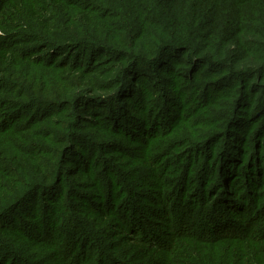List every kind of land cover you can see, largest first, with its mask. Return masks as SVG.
<instances>
[{"label":"rangeland","instance_id":"1","mask_svg":"<svg viewBox=\"0 0 264 264\" xmlns=\"http://www.w3.org/2000/svg\"><path fill=\"white\" fill-rule=\"evenodd\" d=\"M12 3L0 0V45L24 61L0 76L1 98L22 104L0 109V183L19 189L0 198V226L31 241L0 234L1 264H137L109 245L129 225L146 238L169 225L190 237L174 264H228L252 252V237L264 252V79L252 72L264 73V0H69L89 22L68 24L74 9L56 8L45 35ZM107 215L114 226H98ZM164 235L150 240L166 246Z\"/></svg>","mask_w":264,"mask_h":264},{"label":"trees","instance_id":"2","mask_svg":"<svg viewBox=\"0 0 264 264\" xmlns=\"http://www.w3.org/2000/svg\"><path fill=\"white\" fill-rule=\"evenodd\" d=\"M4 1V0H3ZM19 1V2H18ZM14 4V8L15 11L17 12V16H21L24 17L22 19L28 21L29 23L32 24L33 22V26H37V31H41L44 33H51V30H53L54 24L53 23H57L58 19L55 18L56 17V8L61 9L64 12H69L72 11L74 9V13L73 14H69L67 16V20L71 22H69L68 24H79L81 23H88L89 22V17H90V10H88L85 6H77V5H73L72 3H69V0H7V3H11ZM4 7V6H3ZM3 8H0V31H3L5 29V22H4V18H3V13L5 10H3ZM17 16L14 15L15 20L17 19ZM45 35V34H44ZM13 46L11 43L8 42H4L0 45V76H3L4 74H6V69H8L10 66L12 67H18L23 61H24V55L18 53V52H14L13 50ZM44 65H42L41 67H43ZM44 69H46V66L43 67ZM253 72V76H258L261 80L264 79V73L263 70H260L258 72L256 71H252ZM252 72H245V75H249ZM42 81L40 82H36V89H41L42 86L40 85ZM19 88V87H18ZM23 92V93H22ZM7 91H6V87H1L0 85V109H8V110H13L17 107L20 106L19 101H5V99H2L1 97L6 95ZM26 98V92L23 90L20 92L19 98ZM71 103L68 104V106H70ZM15 110H18L15 109ZM17 122V120H15L13 123ZM21 129H24L25 126H19ZM1 129H3L0 126V142L3 143L4 139L1 136V133L3 132ZM4 130V129H3ZM13 131H16L13 129ZM23 155L20 154H16V155H12L11 156V162L14 164V166L19 168V171L22 172H26L25 167L23 166V164L20 162V158H22ZM129 161H132L131 159H128ZM36 163H38L37 159L34 158V160ZM10 162V163H11ZM72 164L73 161H69V163L65 164V167L63 168L66 171H70L73 172V178L76 177L77 170L76 169H72ZM30 168L33 169V173L35 174L36 177H38L40 180H43L45 182V184H49L51 182V177L48 178V176L43 173L42 170L38 169V166L35 164L34 166L32 164H29ZM87 169H83V171H85ZM9 177L10 176H14L13 173V169H10L9 171ZM82 174V173H81ZM88 175V174H87ZM89 179H91V176H88ZM12 177L9 178V183L11 184L9 187L12 189V192L10 191L9 188H7V186H5V184L0 183V198L4 200H7L6 198L12 195L13 191H16L19 189V186L17 185L18 180H15ZM92 179L90 181V184H92ZM14 182V183H13ZM172 182H181V181H175L173 180ZM21 185H23L21 183ZM175 191L178 192L181 191V188H177L174 189ZM153 192V191H151ZM160 190L157 188L156 191L153 193L154 196L151 197L150 201L151 203H153V206H151V210L155 211V210H160V204L162 203L161 199L163 198L161 195L159 196ZM244 199V198H242ZM200 200V199H198ZM1 210V208H0ZM165 213H167V216H170V211H168L165 208ZM3 211V210H2ZM228 212L232 213L231 216L232 218L236 219V218H240L241 217V213L238 215L235 212V208L233 206L228 207ZM3 214L0 211V220H2L3 218ZM112 216H98V221H99V225L102 228H105L107 226H109L110 224L112 226H114L113 223V218H111ZM168 220V218L166 219ZM211 218L208 219L207 222H205L204 225H202L201 227L205 228L206 230H208L207 228V224L206 223H211ZM158 225V223H157ZM130 226V225H129ZM129 226H125V227H121L119 231H114V233H110V236L113 237L112 238V242L109 243L110 246H114V250L118 251L121 250L123 247H127L128 249H130L131 251V255L134 256V258L137 260V264H143L145 262V259H143V257L141 256V254L143 255V253L145 252L149 257H151L150 262L151 264H174L177 260H179L180 258L178 256L182 255L183 252L179 249L177 250L178 247H180V244L182 242H188V240L190 239L187 237H184L183 233H176L171 226L169 225L168 229H167V234L164 235V233L160 232V229H153L152 232H149V237L151 238V234L155 239H158L159 235H161V238H163L162 236H167L169 243L166 246H159L161 241H156V240H150V238H146L144 236H147V234H142V233H137L134 230H131V227ZM219 232H224L221 236H227L225 235V232L230 231V229H228L227 226H225V228L223 229V226L221 225L220 228L218 229ZM236 230V228H235ZM234 230V231H235ZM108 231H112V230H107ZM240 232L235 233V235L233 234L232 236H238L239 234H242V231L239 230ZM248 232H252V229L248 230ZM203 234V232H201ZM0 234H3L7 237H11V238H16L17 240H19L21 243L30 244L31 239L28 238L27 236H25L23 234L22 231H18L15 229H10V228H5V227H1L0 226ZM159 234V235H158ZM182 235V236H181ZM195 235V234H194ZM148 237V236H147ZM173 237L177 238L174 239ZM248 237V235H247ZM262 237V235H261ZM193 238V237H191ZM212 237H208V236H204L203 235V239L205 242L203 244H205L206 246H211L213 241H210ZM199 239V238H198ZM252 240H249V245L252 249V252H248V248L244 249V252L247 256H243V258H237L235 257H231V258H226L227 263L228 264H264V252L261 251L260 246L256 245L255 242V237L250 238ZM30 240V241H28ZM213 240V238H212ZM34 241H37L36 238ZM226 241V240H225ZM229 241H234L233 239H230ZM163 242V241H162ZM202 241H200L198 243V247L200 249H203V245L201 244ZM108 245V247H109ZM245 247L244 242H241L239 245L240 249H243ZM56 251H54L55 253ZM253 254V255H251ZM177 255V256H176ZM184 256V254L182 255ZM176 258V259H175ZM148 260V259H147ZM223 262V260L221 261ZM1 264V263H0ZM12 264V263H11ZM52 264H66V262L63 259H60L59 257H57V260L55 261V259H53Z\"/></svg>","mask_w":264,"mask_h":264}]
</instances>
